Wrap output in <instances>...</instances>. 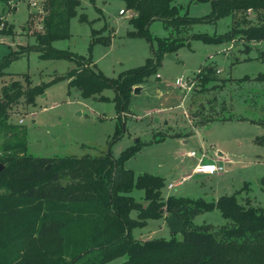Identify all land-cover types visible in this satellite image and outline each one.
<instances>
[{
  "label": "rangeland",
  "instance_id": "obj_1",
  "mask_svg": "<svg viewBox=\"0 0 264 264\" xmlns=\"http://www.w3.org/2000/svg\"><path fill=\"white\" fill-rule=\"evenodd\" d=\"M44 1L0 0V62L12 51L19 54L0 75V95L11 80L29 89V79L30 87L40 91L30 101L21 98L9 109L8 120L25 130L28 155L80 158L110 153L118 158L126 148L138 145L124 167L134 176L164 177L163 198L184 195L212 200L234 194L243 204L264 207V79L259 77L264 72V56L260 55L264 41L244 40L240 32L261 22L264 15L258 18L247 11L246 15L208 20L210 2L173 0L181 16L197 21L176 29L154 20L149 25L150 43L143 36L127 34L133 26L123 1L80 0L69 22V36L51 42L53 48L85 59L78 65L66 57H41V51L31 48L37 44L34 33L43 30L39 18ZM121 9L126 12L120 14ZM93 30L108 39L95 40ZM158 38L183 43L163 52L155 71L131 88L121 121L112 88L84 97L69 85L72 78L68 74L87 63L109 78L144 66L154 58ZM189 77L193 79L190 90L175 85V79ZM8 136L0 126V145ZM191 151L196 157L190 156ZM202 152L204 162L217 160L224 171L192 173ZM169 182L174 183L172 187ZM5 190L0 185V193ZM129 193L146 203L142 188L134 186ZM129 215L135 218L137 211L131 209ZM191 221L192 225L207 224L211 230H220L229 222L217 207L193 214ZM131 234L139 239L181 236L170 231L164 217L147 218L132 226ZM124 258L116 256L107 264Z\"/></svg>",
  "mask_w": 264,
  "mask_h": 264
},
{
  "label": "trees",
  "instance_id": "obj_2",
  "mask_svg": "<svg viewBox=\"0 0 264 264\" xmlns=\"http://www.w3.org/2000/svg\"><path fill=\"white\" fill-rule=\"evenodd\" d=\"M121 1L130 12L133 26L127 34L143 36L150 43L153 37L149 25L154 20L176 29L197 21L181 16L173 0ZM192 1L211 3L208 20L246 15L247 11L258 18L264 15V0ZM79 2L44 1V13L39 18L43 30L34 33L37 44L31 47L41 51V57H66L75 59L78 65L85 61L51 46L53 40L69 36V22ZM81 18L85 19V15ZM241 30L244 40L264 41V18ZM92 34L95 40L108 39L97 36L96 30ZM182 43L180 39L158 38L154 58L147 59L144 66L109 78L87 63L68 74L72 78L68 83L84 97L112 88L121 121L128 109L131 88L155 71L163 52ZM260 55L264 56V51ZM18 57V52H10L0 62V75L7 62ZM259 77L264 79V72ZM27 83L29 89L11 80L0 95V126L5 136L9 135L0 145V185L6 188L0 193V264H107L119 255L125 258L116 264H264V207L243 204L234 194L212 200L184 195L163 198L164 177L149 173L134 176L124 167V161L139 149L138 145L126 148L118 158L110 153L80 158L28 155L25 130L8 120L12 105L21 98L30 101L40 92L38 87H30L29 79ZM134 186L143 189L145 204L129 193ZM213 207L229 220L217 234L207 224L192 225L193 214ZM131 209L137 211L135 218L129 215ZM169 212L185 225L180 237L139 239L131 234L132 226Z\"/></svg>",
  "mask_w": 264,
  "mask_h": 264
},
{
  "label": "built area",
  "instance_id": "obj_3",
  "mask_svg": "<svg viewBox=\"0 0 264 264\" xmlns=\"http://www.w3.org/2000/svg\"><path fill=\"white\" fill-rule=\"evenodd\" d=\"M29 1H35V0H29ZM125 12L126 11H124L123 9L119 10L120 14H124ZM157 77L159 76L157 75ZM174 82L176 86L181 87L184 90H190L193 87V79L191 77L187 78L186 80L182 78H177L175 79ZM19 122H22V119H20ZM190 156L196 157V153L191 151ZM205 158H206V154L202 152L200 157H198V161L196 165L192 168V173L211 175L214 173H221L224 171L223 165L218 163L217 160L204 162ZM173 184H174L173 182H169L168 186L172 187Z\"/></svg>",
  "mask_w": 264,
  "mask_h": 264
},
{
  "label": "water",
  "instance_id": "obj_4",
  "mask_svg": "<svg viewBox=\"0 0 264 264\" xmlns=\"http://www.w3.org/2000/svg\"><path fill=\"white\" fill-rule=\"evenodd\" d=\"M168 57L172 58L171 55H168ZM139 87H136V90H138ZM196 114L193 115L195 117ZM0 169H2V165L0 164ZM164 221L168 225L171 232L177 233L182 232L185 228V225L183 221L173 212H169L164 216ZM215 234H217V230L214 231Z\"/></svg>",
  "mask_w": 264,
  "mask_h": 264
},
{
  "label": "crops",
  "instance_id": "obj_5",
  "mask_svg": "<svg viewBox=\"0 0 264 264\" xmlns=\"http://www.w3.org/2000/svg\"><path fill=\"white\" fill-rule=\"evenodd\" d=\"M212 158H213V157H212ZM212 158H211V159H212ZM208 159H209V158H208Z\"/></svg>",
  "mask_w": 264,
  "mask_h": 264
}]
</instances>
